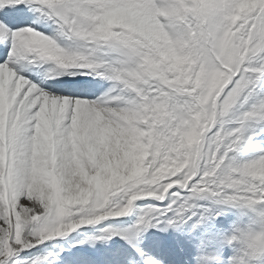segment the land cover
I'll return each instance as SVG.
<instances>
[{"label": "snow or ice", "instance_id": "1", "mask_svg": "<svg viewBox=\"0 0 264 264\" xmlns=\"http://www.w3.org/2000/svg\"><path fill=\"white\" fill-rule=\"evenodd\" d=\"M0 45V264H41L21 253L141 196L92 238L128 246L112 264H162L142 232L221 214L197 199L251 215L228 264L264 254V0H0Z\"/></svg>", "mask_w": 264, "mask_h": 264}, {"label": "rangeland", "instance_id": "2", "mask_svg": "<svg viewBox=\"0 0 264 264\" xmlns=\"http://www.w3.org/2000/svg\"><path fill=\"white\" fill-rule=\"evenodd\" d=\"M27 55L31 57L34 53ZM19 63H21L20 69H18ZM12 67L14 71L20 72L29 80L38 82V72L29 74L23 70L28 69V65L25 61L21 60V62H18ZM37 69L38 68L36 67V70ZM45 83L53 84L54 82L49 80ZM152 203H156V197L141 196L137 201H134L133 204L129 206V211L124 216L108 217L96 224L81 225L63 236L45 241L43 244L21 253V256H27L29 258L34 256H46L47 259L43 260L41 264H112L113 257L117 254L126 256L130 253L131 250L128 249V246L119 238V236L116 235H113L112 238L108 240H96L92 238L101 235H110V232H102L101 230L103 229H110L112 232H119L128 229L129 226L137 220V216L141 214L138 210V206H146ZM205 207H209L210 213L218 211L221 214L216 216L215 219H211V216L209 215V218L195 230H189V225H181L180 229L183 233V240L179 241L176 246L170 245V248L168 247L169 243L166 238L167 236L157 232L156 234L163 241L162 246L159 249L149 247L147 250L151 254L159 257L162 264H191L192 262L195 264H216L208 259V257L213 256L215 257L214 260L218 257V261L228 264L230 257L239 258L240 247L238 245H232L231 247L235 248L232 250H227L222 247L215 248L212 246L210 243V237L205 231V226H215L221 237L224 239L226 236L230 235L235 228L247 225L251 219V215L245 214L244 210L238 208H220L215 205H210L206 199H197L192 211L199 215L203 212ZM152 215L153 213L148 212L145 218L147 219ZM222 216H226L227 218L229 217L230 224L228 222L225 224V222L221 220ZM138 227L142 229L143 225L141 224ZM256 230L258 231L259 229L257 228ZM151 232L154 233L155 230H153V228H148L147 231L142 232V240H144L145 243H147L146 241L148 238H151ZM131 234V232L128 233V235ZM192 234L199 237L201 241H191L190 237ZM193 242L197 243L198 250L194 249L196 243L194 244ZM200 248L202 249L200 250ZM183 253L185 255H183ZM222 253L223 255L221 256ZM166 258L169 259L166 260ZM250 259L251 260L245 259L246 264H264V254H257L255 257H251Z\"/></svg>", "mask_w": 264, "mask_h": 264}, {"label": "bare ground", "instance_id": "3", "mask_svg": "<svg viewBox=\"0 0 264 264\" xmlns=\"http://www.w3.org/2000/svg\"><path fill=\"white\" fill-rule=\"evenodd\" d=\"M31 16L32 14H29V19H31ZM38 30H40L41 32L45 33V34H48V35H52L55 31V25H53L52 21H42L39 25H38ZM3 46L0 45V48H2ZM30 54V53H29ZM29 56V55H28ZM30 57V56H29ZM21 62V61H20ZM48 63L51 64V61H49ZM47 63V64H48ZM20 66H21V63H19L18 65V69H20ZM47 66V65H46ZM30 68V69H29ZM25 70L26 72H28L29 74H34L36 72H40L42 71L41 69H37L36 70V67H33V66H28V69H23ZM67 71V70H65ZM64 79H67L68 77H63ZM78 79H91V77H77ZM104 87H107V84H104ZM101 91L103 89H100ZM96 95H99V91H97L95 93ZM221 220L225 222V224L228 222L230 224V219L229 217L227 218L226 216H222L221 217ZM228 225V224H227ZM181 227V226H180ZM180 227L178 228H169L167 229L166 231H162L160 233L166 235L167 237V241H168V247L171 245H177L179 243V241H182L183 240V233L181 232V229ZM201 228V227H200ZM155 230L154 233H157V229H153ZM150 231V230H148ZM205 231L207 232L208 236L210 237V243L212 244V246H214L215 248H218V247H222L224 249H227V250H232V249H235L234 247H231L227 244H225L224 242V239L221 237V235L219 234L218 230L215 228V226H210V225H206L205 226ZM152 234V232H151ZM172 238V239H171ZM190 240L191 241H197V240H200L199 237H197L196 235L192 234V236L190 237ZM201 241V240H200ZM147 242V241H146ZM166 242V241H165ZM194 244L196 242H193ZM200 243V242H199ZM201 244V243H200ZM167 245V244H165ZM170 248V247H169ZM194 249L198 250V245L196 243V246L194 247ZM202 248H200L201 250ZM163 250V249H162ZM168 250V248H167ZM222 250V249H221ZM226 250V251H227ZM225 251V250H224ZM224 253V252H223ZM223 253L221 254V256L223 255ZM239 253V252H238ZM219 254V253H218ZM226 254V253H225ZM183 255H185L183 253ZM228 255V254H227ZM232 255V254H231ZM172 256V255H171ZM219 256V255H218ZM240 256V255H239ZM198 257V256H197ZM230 257V256H229ZM251 257H245V259L247 260H251L250 259ZM169 259V258H166V260ZM174 259V258H173ZM195 259V258H194ZM218 259V257H217ZM211 260L212 262H215L216 264H224L223 262L221 261H218V260ZM223 260V259H221ZM256 261V260H255ZM182 262V261H181ZM180 262V263H181ZM201 262V261H200ZM191 264H195L194 262H192Z\"/></svg>", "mask_w": 264, "mask_h": 264}, {"label": "clouds", "instance_id": "4", "mask_svg": "<svg viewBox=\"0 0 264 264\" xmlns=\"http://www.w3.org/2000/svg\"><path fill=\"white\" fill-rule=\"evenodd\" d=\"M261 230L264 231V228H262Z\"/></svg>", "mask_w": 264, "mask_h": 264}]
</instances>
